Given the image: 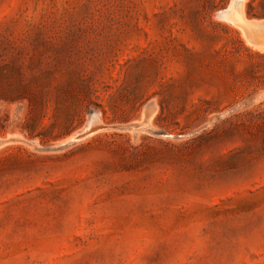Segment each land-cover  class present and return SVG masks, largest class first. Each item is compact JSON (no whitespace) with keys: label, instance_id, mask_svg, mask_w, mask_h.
Instances as JSON below:
<instances>
[{"label":"rangeland","instance_id":"374dc122","mask_svg":"<svg viewBox=\"0 0 264 264\" xmlns=\"http://www.w3.org/2000/svg\"><path fill=\"white\" fill-rule=\"evenodd\" d=\"M0 264H264V0H0Z\"/></svg>","mask_w":264,"mask_h":264}]
</instances>
